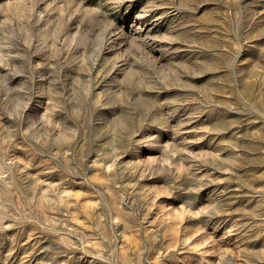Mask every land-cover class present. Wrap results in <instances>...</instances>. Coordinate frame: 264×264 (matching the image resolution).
<instances>
[{"label":"rangeland","instance_id":"obj_1","mask_svg":"<svg viewBox=\"0 0 264 264\" xmlns=\"http://www.w3.org/2000/svg\"><path fill=\"white\" fill-rule=\"evenodd\" d=\"M0 264H264V0H0Z\"/></svg>","mask_w":264,"mask_h":264}]
</instances>
